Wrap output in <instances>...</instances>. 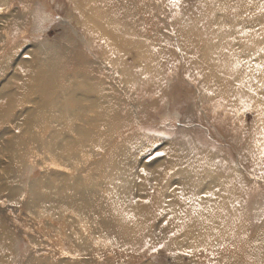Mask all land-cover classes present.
Wrapping results in <instances>:
<instances>
[{"label":"rangeland","instance_id":"obj_1","mask_svg":"<svg viewBox=\"0 0 264 264\" xmlns=\"http://www.w3.org/2000/svg\"><path fill=\"white\" fill-rule=\"evenodd\" d=\"M37 74L66 95L51 104L33 92L0 123V264H264V0H0V101L37 91L19 85ZM85 86L111 106L75 105ZM168 160L167 170H185L201 195H215L198 205L212 226L203 237L184 238L181 226L167 233L165 213L153 228L122 232L100 226L99 207L85 218L52 208L49 184L99 205L130 163L145 181L136 198L148 203L161 192L148 172ZM179 178L164 185L166 211ZM83 184L93 193H77ZM226 200L240 212L213 223L210 210ZM109 205L114 216L125 209Z\"/></svg>","mask_w":264,"mask_h":264},{"label":"bare ground","instance_id":"obj_2","mask_svg":"<svg viewBox=\"0 0 264 264\" xmlns=\"http://www.w3.org/2000/svg\"><path fill=\"white\" fill-rule=\"evenodd\" d=\"M253 14H255V13H253L252 11L249 13H247L246 11H243V10L241 11V16L244 18L246 15H253ZM255 18H257V15H255ZM255 31L256 30H254L251 33L250 32H244V33H242L243 34L242 37L244 39H247L249 36L256 33ZM134 39H135V37L131 36V34L129 33V36L127 37V41L130 45H140L141 44ZM22 79H24V82L21 83ZM22 79L19 81V85H20V87L22 86V89H25L26 91H32L33 87L35 86L36 87L35 89H37V91H32L30 93H27V92L24 93L20 90H17V91H14L12 93V95L9 97L10 100L9 99L1 100L0 101V123H3L7 120H10L13 110L21 102L28 99L29 96H31V93H33V92H40L42 94L46 93L47 95H49L52 98L53 103H51V104L57 103L56 98L58 96L63 95V97H65V95H66L65 92H59L58 93L57 91L53 90L57 87V84L53 83L50 80L48 74H37L34 77V80L32 77H28V76H26V78H22ZM55 79L56 80L59 79V76L56 74H55ZM83 90L85 91V94H88L86 96V98L80 97L77 100H75L76 102L74 103L75 105L79 102L85 103V104L79 103V105L82 107L83 110L89 109V111H91L92 108L90 106H98V105H94V104H102L103 103L106 106V109H108V107L111 106V103L109 101H106L107 95H102L101 92H99L96 89H93L90 86H85V88ZM73 95L75 97L78 96L77 93H75V92L73 94H71L70 96L73 97ZM93 96L98 97V99L97 100L92 99L91 97H93ZM95 97H93V98H95ZM105 98H106V100H105ZM83 112H86L84 116L88 115L87 111H82V113ZM105 113H108L107 110L100 111L97 114L96 121L103 119L105 116ZM111 117H114V116H111ZM51 120H50V123L52 125L54 123H58V128H55V131H57L56 134L60 133L62 131L61 130L62 129L61 124L59 122V120H61V115L58 112H55L54 116L51 117ZM71 120H72V115L71 116L69 115L68 123H70ZM87 128L90 129V127H87ZM45 136H46V134H45ZM42 138L44 139L45 137H42ZM55 139H57V136H56V138H53V140H55ZM113 141H116L115 137H113ZM56 143L60 147L61 142H56ZM118 144H119V142L117 141L115 143V145L113 146L112 150L109 151L110 153H112L113 156H114V153L117 152ZM62 147L63 146L61 144V148ZM52 149H53V151H55V150L58 151V149H60V148H56L55 144L52 143ZM128 158L129 157H127L126 160ZM179 160H180V162H179L180 164L181 163L184 164V162H182L181 159H179ZM171 161L172 160H170V161L168 160L164 165H162V168L158 169L157 173L155 171H152V172L149 171L148 172L149 176L155 177V185L161 191L159 197H156V195H154L148 203H142V201H140V199L136 198V196L140 197V195H142V190L144 188L145 181L143 180V183H141V184L138 182L139 178L137 176H135L136 166L134 164L130 163L128 166L125 165L127 167H124L125 173L127 174L126 177H124L123 179H118V178L109 179V183L111 186H110V189H109L107 194L113 195V198L112 199L109 198V200H107V199L106 200H100L99 205H98V203H95V202H88V200L86 202H83L81 198H76V196L64 197L62 194H60L58 192L55 193L56 191L59 190V187H57L56 184H51V185L49 184V186L47 188L49 191L48 195H50L51 200L53 202L52 208H56V207L65 208L67 206H73L74 209L80 210L82 212V213H80V216L85 218L86 215L93 212L94 208L99 207L100 211H99L97 217H98V221H100V226L103 222L108 227H112V225H114L118 231H122V232H129L128 230H130V229L153 228L155 225L154 226H152V225L148 226V223L153 224L155 222V220L157 219L156 217L158 215L165 213V215H166L165 217H167V219H165V220H167V222H168L167 223L168 225L166 226L167 228H165V231L167 233H169V234L173 233L174 232L173 229H176L177 226H181V228L179 229V231H180L179 233H181V235H183L184 238H189L191 240V238L194 239V238H198L200 236L203 237V232H209V229H211L212 226L210 223H206V221L204 219H201L202 216L199 213H202V210L199 209L198 205L203 204L205 202L211 203V201L213 200L215 195L213 194V192H212V194H208L207 196L201 195V192H199V188L201 186L197 187V189H194L193 183H196V181H195V179H192L191 177H189V175L186 176L185 170L182 172L181 171L179 172V167L175 168V166H172V167H170V169L167 170L168 165ZM172 169H173V171H171ZM187 169L189 170V167ZM171 173H173V174H171ZM180 173H183L184 175H181L179 178ZM112 175H114V173H112ZM173 178H176V179L179 178V180L181 182V184H180L181 187H179L178 191L173 192V194H171L172 197L170 198V200H171L170 206L173 209H171V211L169 212V211H166L165 207H164V204L166 202V194H167V188H165L164 185L166 182H170ZM234 186H237V185H234ZM234 188H237V187H234ZM75 189H76L77 193H89V192L93 193V190L90 189L89 187L85 186V185L82 188H75ZM231 193H232V196H234V199L238 198L237 193H235V192H231ZM64 194H66V193H64ZM177 197L178 198L180 197L179 200ZM216 199H217V197H216ZM181 203H183L184 206ZM109 204H113L116 206L117 205H123L125 207V209H124V211H122V210L119 211L118 216H114L113 214L115 213V211H112V207ZM178 204H179V207H177V209H179V213L176 212L177 211L176 206ZM214 204H216V203H214ZM232 204H233L232 202L226 200V201H224V203L222 202L221 207H217L218 208L217 210L215 208V205H213L214 209L210 210V212L212 215H215L216 218L213 219L212 222L213 223H217V222L221 223V221H224L226 224L229 223L228 218H231L232 215H235L237 212H240V210L237 208V206H235V208H236L235 209ZM180 207L182 208L181 210H180ZM218 211L221 213L222 218L218 216L219 215L217 213ZM126 212H130V213L134 212L135 218H130L128 215H126V219L120 220ZM127 221L134 222L135 226L124 225L125 222H127ZM119 222H123V226H120ZM86 224H87V222H86ZM89 230H92V228ZM176 233H177V231H176ZM76 236H78L80 244L85 243V241L82 239V236L80 235V233L76 234ZM181 238H180V240H181ZM180 243H181V245L183 244V242H180Z\"/></svg>","mask_w":264,"mask_h":264}]
</instances>
